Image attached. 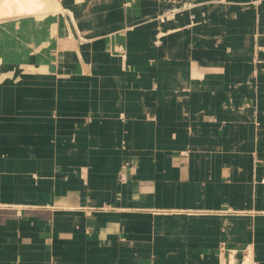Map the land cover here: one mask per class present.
Segmentation results:
<instances>
[{"label":"crops","instance_id":"1","mask_svg":"<svg viewBox=\"0 0 264 264\" xmlns=\"http://www.w3.org/2000/svg\"><path fill=\"white\" fill-rule=\"evenodd\" d=\"M109 1L0 67V264H264V0Z\"/></svg>","mask_w":264,"mask_h":264},{"label":"rangeland","instance_id":"2","mask_svg":"<svg viewBox=\"0 0 264 264\" xmlns=\"http://www.w3.org/2000/svg\"><path fill=\"white\" fill-rule=\"evenodd\" d=\"M105 1V5H109V0H0V67L4 66V61L15 60L16 63L22 62L23 57V36L26 31L32 32L33 26L39 25L40 21H47V32L50 35L47 42L53 41L56 35H59L58 28L62 31L63 27L58 15L63 17L65 10L69 7L73 9L71 19L74 21L76 15L88 9L92 3H97L101 6ZM115 0L111 1L114 2ZM122 3V0H118ZM117 1V2H118ZM128 8L135 11L137 8L150 7L151 5L158 6L159 9L164 10L161 13L162 21L175 17L181 11L186 9H193L202 3H208L211 0H127ZM95 7V6H94ZM65 8V9H64ZM28 19V20H27ZM70 23V30L74 33V22ZM56 21V24H55ZM11 22V23H10ZM57 25L61 27L56 28ZM38 30H44L43 27ZM36 31V29L34 30ZM69 30L66 28V32ZM42 55L45 54L42 50ZM18 56V57H17ZM11 65V64H10ZM222 253L228 255L226 248H222ZM230 254V253H229ZM232 254V253H231ZM239 259L250 258L249 261L238 260V264H251V256L249 251L239 253ZM241 261V262H240Z\"/></svg>","mask_w":264,"mask_h":264},{"label":"bare ground","instance_id":"3","mask_svg":"<svg viewBox=\"0 0 264 264\" xmlns=\"http://www.w3.org/2000/svg\"><path fill=\"white\" fill-rule=\"evenodd\" d=\"M64 14V16L62 17L61 15H60V13H59V15H58V19H60V21H61V24H62V27H63V29H68L69 30V34L70 35H72V33H71V30H70V23H71V16H70V10H65V12L63 13ZM104 39V38H103ZM102 39V40H103ZM247 259V258H246ZM245 259V260H246ZM242 261H245L244 260V258L243 259H241ZM241 262V261H240Z\"/></svg>","mask_w":264,"mask_h":264}]
</instances>
